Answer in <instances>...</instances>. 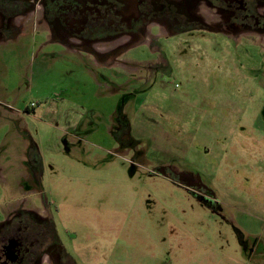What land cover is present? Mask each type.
Instances as JSON below:
<instances>
[{"label":"rangeland","instance_id":"obj_1","mask_svg":"<svg viewBox=\"0 0 264 264\" xmlns=\"http://www.w3.org/2000/svg\"><path fill=\"white\" fill-rule=\"evenodd\" d=\"M42 12L0 40V223L50 218L71 264H264V33L154 29L99 64Z\"/></svg>","mask_w":264,"mask_h":264},{"label":"flooded vegetation","instance_id":"obj_2","mask_svg":"<svg viewBox=\"0 0 264 264\" xmlns=\"http://www.w3.org/2000/svg\"><path fill=\"white\" fill-rule=\"evenodd\" d=\"M35 2L42 7L39 17L59 40L93 54L99 64L109 63L120 48L139 43L154 29L167 35L193 26L264 33V13L258 10L264 0H0V40L8 37L6 33L15 34L12 22L27 14ZM203 3L227 12L226 21L207 27L199 13H189ZM102 43L114 44L99 47ZM48 237L50 245L43 250ZM66 253L48 217L18 213L0 223V264H71Z\"/></svg>","mask_w":264,"mask_h":264},{"label":"built area","instance_id":"obj_3","mask_svg":"<svg viewBox=\"0 0 264 264\" xmlns=\"http://www.w3.org/2000/svg\"><path fill=\"white\" fill-rule=\"evenodd\" d=\"M31 106L33 107V106H34V104H31Z\"/></svg>","mask_w":264,"mask_h":264}]
</instances>
